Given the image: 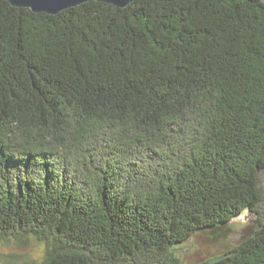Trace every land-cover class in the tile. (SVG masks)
Segmentation results:
<instances>
[{
	"label": "trees",
	"instance_id": "1",
	"mask_svg": "<svg viewBox=\"0 0 264 264\" xmlns=\"http://www.w3.org/2000/svg\"><path fill=\"white\" fill-rule=\"evenodd\" d=\"M264 170V0H0V240L24 264H181ZM253 236L197 264H264Z\"/></svg>",
	"mask_w": 264,
	"mask_h": 264
},
{
	"label": "rangeland",
	"instance_id": "2",
	"mask_svg": "<svg viewBox=\"0 0 264 264\" xmlns=\"http://www.w3.org/2000/svg\"><path fill=\"white\" fill-rule=\"evenodd\" d=\"M259 187L262 191V200L258 206V218L264 220V170L259 174ZM251 212L243 215L248 219ZM213 230L194 235L189 241L176 246L175 254L181 264H197L200 260L217 252V238H213ZM45 246L33 237L11 238L0 240V264H24L40 261L44 257Z\"/></svg>",
	"mask_w": 264,
	"mask_h": 264
},
{
	"label": "water",
	"instance_id": "3",
	"mask_svg": "<svg viewBox=\"0 0 264 264\" xmlns=\"http://www.w3.org/2000/svg\"><path fill=\"white\" fill-rule=\"evenodd\" d=\"M14 7H21L30 9L33 12H45L48 14H57L62 10L74 6L81 5L88 1L93 0H6ZM112 4L116 7L123 8L133 2L134 0H95ZM249 212L248 209H244L240 213L232 216L229 220L219 223L214 227L207 228V230H213V238H217L218 235V250L211 253V255L200 260L222 255L227 251L239 246L249 238H251L254 232L259 229L260 222L258 221V214L251 213L248 219H244L243 215ZM201 232V233H202ZM199 234V233H198Z\"/></svg>",
	"mask_w": 264,
	"mask_h": 264
}]
</instances>
